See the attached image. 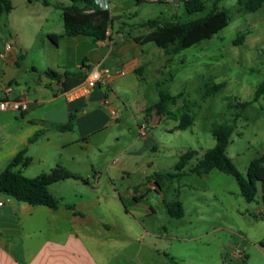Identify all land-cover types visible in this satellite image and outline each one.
<instances>
[{
    "label": "rangeland",
    "instance_id": "obj_1",
    "mask_svg": "<svg viewBox=\"0 0 264 264\" xmlns=\"http://www.w3.org/2000/svg\"><path fill=\"white\" fill-rule=\"evenodd\" d=\"M110 1L112 9L125 1V13L113 18L114 29L121 25L125 14L126 28L133 32L149 19L187 22L204 17L214 7V0H204L203 10L188 13L183 1ZM46 2L47 5L44 0H11V11L0 14V53H5L10 43L16 54H25L16 68L26 80L36 76L32 65L42 73L46 60L59 61V50L49 33L63 32L60 5L71 1ZM240 8L238 0H220L217 9L229 13V25L178 53L166 55L154 42L148 45L153 61L142 83L145 100L151 104L159 99V90L168 91L175 96L170 107L175 116H165L146 130L158 145L138 156L147 162L145 167L138 168V162V169L125 172L122 178L111 180L109 175L108 165L111 163L110 171L116 176L120 172L116 169L123 165L121 150L138 140L136 108L128 104V108L122 107L116 126L102 135L106 140L101 148L95 144L101 135L91 137L88 163L82 173L89 175L88 184L99 188H85L73 181L50 188L60 202L85 212L82 224H86L87 245L100 264H264V249L256 246L264 236V210L262 217L258 213L262 206L261 186L255 201L247 202L231 175L218 169L206 175L190 171L196 159L215 145L212 127L216 123L234 126L227 155L244 176L250 162L264 155V95L255 100L264 82V4L255 11ZM217 84L223 86L208 93ZM244 102L249 104L241 110ZM184 112L192 115L193 123L180 129L177 125ZM190 150L196 155L181 175L168 177L176 171L181 155ZM92 162L99 166L92 168ZM41 169L36 163L23 173L34 177ZM143 171L149 180L159 174V187L142 196L151 211L138 214L132 210L134 200L124 191L142 186L147 190ZM94 177H99V182H93ZM177 200L185 203L181 217L170 215L167 208V203ZM74 229L79 227L75 225ZM239 239L245 242L240 244ZM237 248L245 257L234 254Z\"/></svg>",
    "mask_w": 264,
    "mask_h": 264
},
{
    "label": "crops",
    "instance_id": "obj_2",
    "mask_svg": "<svg viewBox=\"0 0 264 264\" xmlns=\"http://www.w3.org/2000/svg\"><path fill=\"white\" fill-rule=\"evenodd\" d=\"M124 2L113 7L110 13L112 21L114 17L120 18L122 12L125 13ZM124 16L118 29L115 30L111 22L106 38L100 40H93L82 34L67 36L65 28L60 35L54 33L58 35L56 46L59 61L53 63L46 60L47 67H44L42 73L32 65L36 76H30L28 80L18 75L16 68L20 59L25 57L24 53L16 54L13 47L10 51L5 47V53H0V80L12 86L11 98H21L29 104L24 112L0 111V171L18 152L26 148V155L31 158V163L23 171L37 163L43 170L41 173H44L60 164L77 176L56 182L50 188L64 181L83 184L85 188H99L88 184L86 178H90L89 175L85 177V173H82L87 167L91 137L101 135L95 141L96 146L101 148L106 140L102 135L116 126L121 118L122 107L128 108V104L136 108L134 120L138 140L121 150L123 165L117 166L116 171L120 172L116 176L110 171L111 163L108 165L109 175L114 180L122 178L125 172L145 167L147 162L138 156L149 148H156L158 143L147 132L141 135L140 126L144 124L147 130L158 124L161 118L175 115L171 108L166 113L158 114L154 105L159 99L151 104L145 100L142 83L153 60L148 50L151 42L145 43L142 37L150 28L140 23L137 25L138 31L133 32L126 28L128 21L125 14ZM130 26L136 28L135 24ZM158 49L156 51L160 55ZM164 53L169 55L165 51ZM95 67L116 68L120 72L95 88L85 90L83 86L88 71ZM47 69L55 71L59 77L48 76L45 74ZM66 73L76 75L66 79ZM77 76H81V80H77ZM60 78L68 83V87L63 85ZM111 108L116 109V116L111 113ZM71 113H74L72 128H60L68 122ZM33 137L34 140L30 141ZM138 162L141 165L137 168ZM90 165L95 168L99 163L92 162ZM143 174L147 190L142 186L124 191L126 197L134 200L132 210L138 214L151 211L150 206L145 204L146 197L142 196L148 190H157L159 187L156 175L149 180L145 171ZM98 178L94 177L93 182H99ZM151 183L153 185L149 187ZM0 202V264H100L88 248L86 240L89 237L84 232L86 224H82L86 214L81 208L74 205L71 208L62 201L55 209L44 205L33 206L6 194H0ZM181 203L185 214V203ZM263 210L262 201L259 217H262ZM75 225L79 227L78 230L74 229ZM263 239L264 236L256 244L261 251L264 249V245L260 244ZM239 240L240 244L245 242L243 239Z\"/></svg>",
    "mask_w": 264,
    "mask_h": 264
},
{
    "label": "trees",
    "instance_id": "obj_3",
    "mask_svg": "<svg viewBox=\"0 0 264 264\" xmlns=\"http://www.w3.org/2000/svg\"><path fill=\"white\" fill-rule=\"evenodd\" d=\"M31 1V0H30ZM69 5H60L63 14L65 34L67 36L87 35L93 40L104 39L107 36V30L112 22L111 14L108 10L101 9L95 0H70ZM138 2L144 0H137ZM220 0H214L213 10L204 17L187 21L178 22L174 20L161 21L157 18L149 19L142 23L143 26L150 28L142 38L146 42H154L157 46L171 55L188 48L204 39L211 38L215 33L229 25L231 16L226 10L217 9V3ZM240 9L255 11L264 4V0H238ZM44 4H48L44 0ZM184 9L188 13L201 11L205 8L204 0H183ZM12 9L11 0H0V14L9 13ZM57 34H51V39L57 43ZM45 74L48 76L59 77V75L47 69ZM76 73H66V79ZM77 76V80H81ZM61 79V78H60ZM63 85L68 87V83L62 80ZM223 84L215 85L212 93L221 88ZM264 95V82L256 91L255 100ZM175 103V96L166 90H159V100L154 105L158 114L168 111L171 105ZM248 102L242 103L244 110ZM239 114H237L238 116ZM236 116V117H237ZM74 121V113H71L66 124L60 126L62 129H71ZM193 117L188 112L181 115L178 128L185 129L191 126ZM234 126L229 123H216L212 127V134L215 137V145L206 150L203 156L192 164L190 171L198 175H206L214 169H218L234 177L240 189V194L247 202H253L256 199L259 185L262 188V201L264 203V155L254 158L244 176L236 167L232 159L227 155V147L233 133ZM36 137V136H35ZM34 137L30 139L33 141ZM196 151L190 150L183 153L175 165V172L169 173L168 177L175 178L181 175L185 166L194 158ZM31 163V158L26 155V148L18 152L8 165L0 171V194L12 196L18 201L29 205H44L50 208L59 206V199L50 191V186L69 178L77 177L64 166L58 164L50 171L41 173L34 177H28L23 173V168ZM159 179V174H155ZM156 178V179H157ZM159 183V180L157 181ZM72 208V206H69ZM170 215L181 217L184 215V209L181 201H172L167 203ZM264 245V239L260 242Z\"/></svg>",
    "mask_w": 264,
    "mask_h": 264
},
{
    "label": "built area",
    "instance_id": "obj_4",
    "mask_svg": "<svg viewBox=\"0 0 264 264\" xmlns=\"http://www.w3.org/2000/svg\"><path fill=\"white\" fill-rule=\"evenodd\" d=\"M169 2H175V1H183V0H166ZM96 4L103 10H108L110 13L112 11L111 8V1L110 0H95ZM6 48L8 51L12 50V45L10 43H7ZM120 72L119 69H98L97 67L91 69L88 71V74L85 78V85L83 88L86 89H92L95 88L99 83L106 82L110 80V78L114 74H118ZM13 90L12 86L9 83H4L0 80V91L2 92V96H0V111H17V112H24L29 108V104L26 100L21 98H11L10 93ZM111 113L113 115H117L116 109L111 108ZM140 134L145 135L146 134V126L143 124L139 128ZM152 183L149 184V187H152ZM0 204H2L0 202ZM237 257L243 258L242 251L237 248V250L234 253Z\"/></svg>",
    "mask_w": 264,
    "mask_h": 264
}]
</instances>
